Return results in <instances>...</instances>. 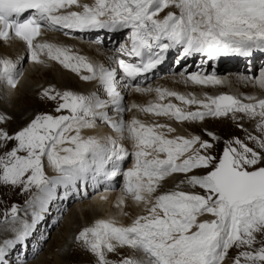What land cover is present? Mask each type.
Masks as SVG:
<instances>
[{"label": "snow or ice", "instance_id": "1", "mask_svg": "<svg viewBox=\"0 0 264 264\" xmlns=\"http://www.w3.org/2000/svg\"><path fill=\"white\" fill-rule=\"evenodd\" d=\"M73 7L81 10H71ZM169 7L178 12L168 11L162 19L158 18ZM25 13H28L26 17ZM100 29L113 32L130 29V47L122 44L117 51L135 58V62L110 57L122 70L119 81L116 67L94 65L65 45L37 42L45 30L84 32ZM64 34L69 35V32L64 31ZM13 38L26 44L35 63H44L41 53L46 52L49 59L74 72L87 69L90 75L82 79L98 78L110 99H101L96 92L81 95L68 90L50 96L51 89H45L44 96L49 99L59 96L63 101L56 111L68 109L69 115H37L14 136L0 130V140L18 142L16 147L0 156V183L22 185L24 190L35 186L37 192L26 203L29 207H39V211L32 212L29 223L20 220L16 215L17 207L12 206V231L16 235L15 239L5 240L0 245V264H7L5 256L9 249L23 242L37 221L43 218L41 213L55 197L57 186L75 187L78 181L86 182L89 178L97 182L109 181L121 172V165L129 155L135 160L133 167L123 172V191L138 204L144 203L147 215L136 216L126 226L114 219H102L93 227L84 228L76 239L83 240L96 255L97 264H222L233 246L251 249L258 242L256 234H264V166H258L264 162V156L239 137H234L225 141L222 155L217 159L201 153V150H211L213 144L198 135L168 138L165 132L157 129L175 132L176 129L169 125H149L136 118L125 121L122 116L126 111L124 97L118 88L131 87L132 81L156 69L164 61L165 54L173 49H181L177 63L197 54L216 59L230 55L250 57L254 52L264 51V0H92L91 3L81 0H0V40ZM17 75V64L0 57V79L15 88ZM180 75L185 77V83H223L214 72L210 75L191 72L187 76L181 72ZM242 79L264 88V67L257 77L243 76ZM125 80L127 83L121 85ZM135 91L150 92L153 89L137 86ZM155 91L160 100L165 96L175 97L185 104L201 105L204 110L185 111L172 103L133 104L131 107L157 116H171L178 121L240 112L250 119L259 117L256 127L264 133V98L247 96L250 102L244 103L236 96L220 94L207 96L205 101L159 87ZM109 105L115 109L118 119L103 110ZM4 119L0 115V120ZM97 119L109 124L119 134V139L131 140L134 151L129 153L111 136L102 139L81 136V129L94 128ZM73 130L74 135H66ZM207 134L215 140L220 139L212 132ZM247 139L256 141L264 150V136L249 134ZM65 143L72 147L58 148ZM196 145L198 147H194ZM22 150L27 154L18 155ZM160 153H164L165 158H160ZM43 157H47L57 175L49 177L45 174ZM181 157L184 158L181 160ZM194 169L203 172L187 176L181 183L198 186L205 194L172 191L153 199L166 177L173 173L187 174ZM123 204L122 196L117 206ZM122 214L127 215L123 211ZM204 215L215 218L198 221V217ZM7 216L5 214V223ZM18 220L20 228L14 226ZM259 243L261 246L255 250L239 252L234 264H241V258L245 264H264V240ZM125 246L142 255L119 261L107 259L106 253Z\"/></svg>", "mask_w": 264, "mask_h": 264}, {"label": "bare ground", "instance_id": "2", "mask_svg": "<svg viewBox=\"0 0 264 264\" xmlns=\"http://www.w3.org/2000/svg\"><path fill=\"white\" fill-rule=\"evenodd\" d=\"M81 2L91 3L92 0H81ZM71 10L80 11L81 9L73 7ZM168 11H173V9L165 10V11H163V14H167ZM160 19H162V18H160ZM127 30H123V31L125 32L126 38L128 36L127 46L130 47V43H131L129 40L130 29L128 31ZM95 31H98V30H95ZM68 32L71 33L70 38L67 37L63 31H47V32L44 31L43 35H41L38 42L48 41L51 43L65 45V46L69 47L73 53L87 57L88 61L93 63L94 65L103 64L105 67H115V61L113 59H110V57H115L116 53H111V49H110L111 47L106 49L107 47L105 48V46H102L103 44L101 42H96L95 37H96V35H98V33H95V34L88 33V34L83 35L84 37H79V36L74 35L73 30H69ZM120 32H121V30L118 32H115L112 35L111 34L109 35V33L102 35V39H104V38L108 39V37H109L108 41L115 40L116 38H118V35L120 34ZM75 33L79 34L78 32H75ZM164 42H167V41L165 40ZM112 45H114V43ZM170 51L171 52L175 51V49L170 50ZM257 52H260V51H257ZM119 55L123 56V53L119 52ZM202 56L203 55H201V54H197V55L193 56V58H196L195 61L193 60V58H188V59L182 60V66L181 67H178L176 69L172 68V70H170L169 72H165V74L161 75V77L159 75L157 80L153 81L152 83L148 84V82H146V83H139V84H135V85L131 84V87H129L127 89L122 88V86L119 87L118 90L121 91V94L124 97L123 104L126 108V111L122 114L123 119L125 121H131L133 118H136V119L144 122L145 124H149V125H151V124L169 125L172 128L176 129V131L171 132V133L167 132L166 129H157V131L165 132V135L168 138H174L176 136H183L185 138H191L194 135H192L190 132H188L186 130V128L184 127V125L186 124L189 126H194V130H192V129H188V130H190L192 132L200 133L204 129L203 126H205V123L201 122L202 120L178 121L171 116H157L154 113L143 112V111H140L139 108H133L131 106L133 104L147 106L149 104L150 100H151L150 103H154V100H155L159 104H167V103L175 104L177 107H179L185 111H197V110L203 111L204 110L201 105L185 104L184 102L176 99L175 97L165 96L163 100H160L158 98V94L155 91V89L157 87L162 88V89H168V90L176 91L178 93L185 94L187 96H195L198 100L202 99L205 101L207 100V96H217V95H220L222 93H229L230 95L236 96L237 98H240L241 100H243L244 103L250 102L246 99L247 96H253V97H256L258 99L264 98V88H261L259 85L255 84L251 81L246 82L242 79L243 76H250L251 73L254 71V69H256L258 67H261V68L264 67V54L257 55L253 63H250L247 60V58L237 55V62L231 64L230 68H232V69H228V71H232V70L237 71V72H235L236 74L233 73V74L237 75L236 77H234V75L231 76V74H229L228 76H225L224 75L225 73L223 74L224 70L227 69V67H225L226 64H228L231 60H224V62L221 65L217 66L215 64L214 60H211V62H209L207 56H205V57H202ZM230 56L232 57V56H236V55H230ZM0 57L9 58V59L13 60L17 64V73H18V75L16 77V79L18 80V83H17L15 88H12L11 86H9L5 80L0 79V91L3 93V97L6 99V101L4 102V104L2 105V108L0 110V113H1L0 115L4 116L6 114V116H12V117L16 118L17 120H19L18 122L23 123L24 120L27 118L29 112H30V109L28 110V108L18 107V102L20 101L19 99L21 97H23L22 98L23 100L32 102L34 99V96H36V94H37L36 92H38L37 90H39L41 92L40 89L45 90L49 86L55 87L56 88L55 90H62V92L68 90V91H72L74 93H78L81 95H90L93 92H96L99 95L100 92H102L106 98H102L100 96L101 99H105V100L110 99L107 96V93L105 92L103 87L100 85L98 78L95 80H88V81L82 79L83 76L90 75V73H88L87 69L81 68L80 72H78V73L74 72L71 69L65 68L58 61L49 59L46 55V52L41 53V59L44 61V63H35L32 61L31 57H28V52L25 48V44L21 40H18L15 38H13L10 41L0 40ZM122 58H124V57H122ZM199 64H203V66H200L197 70H194L195 65L198 67ZM187 65L189 66V68L185 69V66H187ZM171 66L173 67L174 63H172ZM171 66H169V67H171ZM44 67H46V69H44ZM213 67H215L214 73L223 80V83H221L219 85H198V84H193L191 81L185 83V77H182L180 75L181 72H184L185 76H187V74H189L191 72H202L203 74L210 75L213 73L211 71V69ZM41 70H45V71H43V74L46 73L47 75L45 74L46 81L42 82L40 84L39 81L37 80V77L39 76V73ZM47 70H49V72H47ZM256 71H258V70H256ZM119 75L120 74L118 72V75H117L118 81H119V77H120ZM258 75H259V72L257 73V75L253 74L251 77L255 78ZM123 83H127V82L123 81V82H121V85ZM42 86L44 88H41ZM137 86H139L140 88H151V89H153V91L137 92V91H135V88ZM246 87H248V88H246ZM202 92H204V94ZM259 92H261L263 94H260ZM18 93H20V95L18 97V100L15 101V99H16L15 95H17ZM126 97H127V99H126ZM4 98H2V100H4ZM11 104H12V108H10V106H9ZM103 110L107 111L108 115L111 116L113 119L119 118L117 116L115 109L111 105H109L108 108L103 109ZM234 115L236 117L235 118L236 120L238 119V117H241V116L243 118H246L245 120H247V121L244 120L243 122H244L245 126L248 127V129L251 130L253 133H258L260 136L264 135V133H261L260 130L256 127V125L259 121V117H256L254 119H250L244 113L237 112V113H228V115L225 116L224 118H230L231 120H234L233 119ZM218 118L219 117L209 118V116H208V117H205L203 120H207V121L209 120V122H211L214 119V120H218V122H220L221 119H224V118H219V119ZM199 122H201V123H199ZM203 122H206V121H203ZM0 126H1V124H0ZM213 127H216V126L213 125L211 128L213 129ZM201 133H203V132H201ZM74 134H75L74 130L69 132V133H66V135H74ZM221 135H222V133H221ZM81 136H83V137L96 136L97 138H101V139L104 137H107V136H111L114 139H118V142L121 143L128 150L129 153L134 151L133 142L131 140L119 139V134L117 132H115V130L109 124H107L106 122L99 120V119H97L96 126L94 128L81 129ZM205 136L206 135H204V137ZM215 136H217V135L215 134ZM217 137L220 138L219 135ZM205 138H203L202 140H204ZM231 139H233V137ZM216 143H217V145H220V147H221L220 149H216L219 152L223 149V146L221 145L220 139L216 140ZM60 147H72V145L70 143H65L64 145L58 146V148H60ZM194 147H196V146H194ZM60 154L63 155L64 153L61 152ZM159 155H160V158H162V159L165 158L164 153H160ZM185 155H187V154H185ZM126 158H128V157H126ZM183 158L184 157H181V160ZM134 160H135V158H134ZM177 162H180V161L178 160ZM44 163L46 164L44 169H45L46 173L49 174V177L57 175L54 167H52L48 163V160H47V162H44ZM124 163H125V160L123 161V163L121 165V172H122V168L124 167ZM133 164L129 168L133 167ZM129 168H127V169H129ZM127 169H126V171H127ZM120 173H118V175ZM178 179H177V185H179V187H181V188H198V186L192 187L191 185L187 184L186 182L181 183V181H186V179H187V176L185 173L180 175V178H178ZM112 181H115V180H112ZM105 182L106 181H103V180H101L99 182L93 181L94 184L87 182V183L91 184L90 187H87V190H82L81 188L78 187V184H76L78 191H79V197L81 199H84L87 195H89L91 193V190L93 188L97 187V185H103L101 187V189L94 190V193H93L94 196L93 197L91 196L92 197L91 199L89 198V200H87L85 198L86 201H84L82 203H79V201L78 202L76 201L77 202L76 205L78 204V206H77V208H75L71 212V215H70L71 218L74 217V219L72 218L71 220H76V222H77V224L75 225L78 227V230L76 231V233H79L78 231L86 226V225H84V223H82L80 221L81 220L80 218H82L81 215L83 214L84 210H90L91 208L95 209V211H94L95 212V218L92 219V220H95V222L97 220H102V219H104V220L114 219L118 224H123L125 226L130 224L136 218V216L147 215V212L145 211L146 206L144 203L138 204L137 202H135L132 199V197L130 195H127L124 193L123 189H124L125 183H123V187H120V185H119L116 188V183H105ZM124 182H125V179H124ZM105 185H108L111 188L106 189ZM113 187H115V188H113ZM70 188H72V187L69 186L68 188H65V190H63L61 188V185L57 186L55 197L49 202V205H47L45 210L41 213L43 218L37 221V223L31 229L30 235L27 238H29L33 234H34V236H36V235L37 236H36V238L33 237L32 239H28V242H29L28 244H30L31 240H33V241H39V243L37 245L40 246V241H42L44 239V238L38 239V235L41 236V233H42L41 226L44 224L45 229L48 230L51 228V225H50L51 220L54 221V219L49 217L50 210L51 209H58V211H60V210L64 211L66 208V205L68 204V203H66L65 198H67L68 202H70L72 199H74V197L76 198L77 194L73 191V189H72L73 193H70V191H71ZM172 188L173 187L170 183L167 186H164L163 183L160 182V186L158 187V189H159L158 192L159 193L171 192ZM176 190H178V188ZM100 191H101V193H100ZM155 193H157V191ZM29 195L30 194H28V196ZM122 196L124 197V204L120 205L118 207L117 206L118 201ZM102 197H106V199H102ZM27 205H28L27 203L22 204V205H16L17 212H19V215H20L19 216L20 220H24L25 215H27V214H28V216L30 214H31L30 216H32L33 211L30 207L27 210L23 209L24 207L26 208ZM34 207H36V205ZM47 207L50 208L49 211H47ZM22 209H23V211H21ZM35 211H39L38 206H37V209ZM122 211L129 214V217H128L129 219H127L125 217L127 215L122 214ZM98 212H99V216L97 218ZM9 217H11V210L9 211L7 218H9ZM124 219H126V220L124 221ZM42 220H44L43 221L44 223H40V221L42 222ZM31 222H32V218L30 219L29 223H31ZM95 222H94L93 226L95 225ZM53 224H55V223H53ZM14 226L17 228L21 227L19 220L16 221ZM2 227H5L6 230H5V232H3L0 235V245H2L5 240L15 239V235H16L15 232L12 231L13 225L11 223V219L6 224L4 223V225ZM5 233H7L6 236H5ZM69 241L70 242L67 241L68 247H67L66 252H65V248L63 249V251L67 254H64L61 257V259H60L61 263L66 262V263L72 264L73 262H77L78 264H82L81 262H84V261L86 262V264H95L96 263L97 257L93 252L92 253H86V254L79 252L78 249L83 251V249H82L83 246L81 247L80 245H78L76 243L77 240H75V238H73L72 240H69ZM73 243H75V246L77 247V249L72 245ZM28 244H27V246H28ZM38 246H37V249L39 248ZM73 248H74V250H77L78 252L72 251ZM12 250H13L12 248L9 249V251L6 254L7 257L10 256ZM27 251H29L28 247H27ZM33 252L34 251H32V254H33ZM71 252H73L74 255H71L70 254ZM30 253L31 252H27V255H26L27 259L30 258V256L32 255V254L29 255ZM137 254L138 253L135 250L125 246V247H118L116 249V251H114V253H112L109 256L111 258L110 261H117L118 260L116 257L117 255H119L121 258L120 260H122L125 257L137 256ZM109 256H107V259H109ZM21 258L22 257H19L17 259V262H19L20 260L23 262L24 259H21ZM41 259H42V257H41ZM41 259L39 260V262H37V264H39V263L43 264L44 263V260L43 259L41 260Z\"/></svg>", "mask_w": 264, "mask_h": 264}, {"label": "rangeland", "instance_id": "3", "mask_svg": "<svg viewBox=\"0 0 264 264\" xmlns=\"http://www.w3.org/2000/svg\"><path fill=\"white\" fill-rule=\"evenodd\" d=\"M171 9H173L174 12H178V10L173 8V7H169L167 10H171ZM162 15L164 16L166 14H163V12H161L159 14L158 18H163ZM67 37L70 38V36H68V35H67ZM120 37H121V35L119 34L118 38L120 39ZM111 53H114V51L111 50ZM200 66H203V64H199L198 67L195 65L194 70H197ZM214 68L215 67H213V69ZM44 69H46V67H44ZM228 69H232V68H228ZM228 69L224 70V72H223V74L225 73L224 74L225 76H228L229 74H231V76L234 75V77L237 76V75H235L236 74L235 72H237V71H233V70L232 71H228ZM260 69H261V67H258L256 69H254V71L251 73L250 77L253 74L257 75V73L260 71ZM256 70H258V71H256ZM43 71H45V70H41L40 73H39V76L37 77V80L39 81L40 84L42 82L46 81V76H45L46 73L43 74ZM47 72H49V70H47ZM233 73H235V74H233ZM158 77L159 76H157V77L153 78L152 80H150L148 82V84L152 83L155 80H157ZM160 77H161V75H160ZM41 88H44V87L42 86ZM246 88H248V87H246ZM47 89H51V91L49 93L50 96L56 95L57 92L62 93V90H55L56 88L53 87V86H51V87L49 86ZM40 90H41V92L39 90H37L38 92H36L37 94H36V96H34V99H33L32 102L23 100L22 99L23 97H21L19 99L20 101L18 102V107L28 108V110L30 109V112H29L27 118L24 120V122L23 123L22 122H18L19 120H17L16 118H14L12 116H6V114H5L4 115L5 119L4 120H0V124H1L0 130L6 131L9 135L14 136L16 132L22 130L24 127H27V125L29 123H31V121L33 119H35V117L37 115L48 114V115H52V116L55 117V116H61V114L62 115L70 114V110H67V109H61L60 111H56L55 110L60 103H63V101L60 99L59 96H57V98H56L57 100L56 99H49L48 97L43 95L44 90H42V89H40ZM202 93L204 94V92H202ZM259 93L263 94L261 92H259ZM222 94L230 95L229 93H222ZM19 95H20V93L15 95V98H16L15 101L18 100ZM99 96H101L102 98H106L105 95H103L102 92H100ZM2 98H4L3 97V93L0 91V110H1L2 105L4 104V102L6 101L5 98H4V100H2ZM126 99H127V97H126ZM150 101H149V103H150ZM56 103L57 104L59 103V104L57 105ZM154 103H157V101L154 100ZM9 106H10V108H12V104L9 105ZM224 117L225 116H220L219 118H224ZM209 118H213V117L209 116ZM245 119L246 118H243L241 116V117H238L237 120L236 119L231 120L230 118H224V119H221L220 122H218V120H214V119L211 122H209V120L208 121L207 120H202L201 122L205 123V126H203L204 129L201 131L203 133H201V132L200 133H198V132L196 133V132H192V131L188 130V129L194 130V126H189V125L185 124L184 127L192 135H198V136L201 137V139L206 137L207 139L205 138L204 140H208L210 143L213 144V148L211 150H208L207 152H205V150H201L202 154H207L208 153L210 155H213V156L217 157V159L219 158L220 155H222L223 149L218 152V150H216V149H220L221 148L220 145H217L216 140L212 139L213 137H211V136H209L207 134L208 132H212V133L216 134L217 136L218 135L220 136V141H221V145L223 146V148L225 146V141L230 140L232 137L233 138L234 137H239L242 141H244L245 144H247V145L249 144L248 145L249 147H253L254 149H256V151H258L260 153L262 152L261 155L264 156V150H261L257 146L256 141L247 139V136L249 134H251L253 136H258V137L260 135L258 133H253L251 130L248 129V127L245 126V124L243 122ZM203 121H206L207 123L203 122ZM245 121H247V120H245ZM201 122H199V123H201ZM213 125H215L216 127H213V129H212L211 127ZM221 133H222V135H221ZM204 135H206V136L204 137ZM261 136H264V135H261ZM17 144H18V142L16 140H14V139L13 140H8V141L0 140V156H3L6 152L10 151L13 147H16ZM197 146L198 145H196V147ZM233 146H235V145H233ZM17 154L23 156V155H26L27 153L22 150V151H19ZM129 159H131V162L130 161L128 162L129 164H127L126 169L129 168L130 166H132V164L134 163V157L133 156H130ZM42 161H43V166L45 168L46 164L44 162H47V157H43ZM258 166H264V162H262ZM126 169L124 171H126ZM44 172H45V174L47 176H49V174L46 173L45 169H44ZM202 172H203V170L194 169L190 173H187L186 176H190V175H194V174L195 175H199V174H202ZM182 174H184V173H173L171 176H169L171 179L169 177H166L165 180L161 181V183H163L164 186H167L170 183L172 185V187H173L171 192L172 191H185V192L198 193V194H201V195L205 194L204 190L200 189L199 187L198 188H181V187H177V179L180 178V175H182ZM27 175L28 174H26V176ZM61 188L63 190H65V188L62 185H61ZM177 188H178V190H176ZM70 190H71L70 193H73L72 188H70ZM158 191H159V189L157 188V193L153 194V199L155 198V196H158V195L163 194V193H167V192L159 193ZM36 192H37V189L35 188V186H32L29 190H24L22 185H11V184L5 185L3 183H0V235L3 232H5V230H6L5 227H2L4 225V223H5L4 222L5 221V214H9V211L11 210L13 205L16 206V205L26 204L27 201L33 199V194L36 193ZM93 193H94V191H91V193L89 195H87L85 198L87 200H89V198L91 199L94 196ZM100 193H101V191H100ZM28 194H30V195L28 196ZM85 198L81 199L79 197V195H77L76 198L74 197V199H72L70 202H68L67 198H65L66 203H68L69 205L68 204L66 205V208H65L64 211H61V210L58 211V209H51L50 210V208L47 207V211L50 210V212H51V213L49 212V217L54 219V221L51 220V222H50L51 228L48 229V230L45 229L44 224L41 226L42 233H41V236L38 235V239L39 238H41V239L44 238V239L42 241H40V246L37 245L39 243V241L31 240V243L28 244L29 243L28 239H32L33 237L36 238L37 235L34 236V234L32 236H30L29 238H26L23 242L16 243L14 246L11 247L13 250L11 251L10 256L9 257L5 256V260L7 261V264H37V262H39L41 257L44 260L43 264H69V263H66V262L65 263H61L60 262L61 257L64 254H67V253H65L66 250H67V247H68L67 246V241L70 242L69 240H72L73 238H75V240H77L76 237L79 235V233L84 228L92 227L94 222H95V220H92V219L95 218V212H94L95 209L91 208L90 210H84L83 214L81 215L82 218H80L81 219L80 221L82 223H84V225H86V226L83 227L81 230H79L78 231L79 233H76V231L78 230V227L75 226L77 224V222H76V220H71L72 218L74 219V217L71 218L70 215H71V212L75 208H77L78 204L76 205V203L78 201H79V203H82V202L86 201ZM48 205H49V203H48ZM34 206L30 207L32 209V211H35L37 209V205H36V207H34ZM23 209L27 210V209H29V206L27 205L26 208L24 207ZM23 209L21 211H23ZM145 211L147 212V210H145ZM16 215L19 217L20 216L19 212H17ZM30 215L29 216H28V214L25 215L26 219L24 218V220L29 222L30 219L32 218V216H30ZM98 216H99V212H98L97 218H98ZM125 217L127 219H129L128 218L129 214H127V216H125ZM214 218L215 217H212V216H209V215H204V216L198 217V221L202 220V219H214ZM10 219H11V217L7 218L8 221ZM44 220H42V222L40 221V223H44L43 222ZM125 220L126 219H124V221ZM53 223H55V224H53ZM6 235H7V233H5V236ZM256 236H257V241L258 242L256 244H254L251 249H249L247 247L236 248L235 246L230 248L229 251H228V254L225 257V260L222 262V264H234V259H235L236 255L239 252H241V251H251V250H255V249L259 248L261 246L259 242L264 240V234L258 233V234H256ZM76 243L78 245H80L81 247L83 246L82 247L83 251L78 249L79 252H82V253H85V254L86 253H92V251L84 244L83 240H77ZM27 244H28V246H27ZM72 245L77 249V247L75 246V243H73ZM37 246L39 247L38 249H37ZM27 247L29 248V251H27ZM64 248H65V252L63 251ZM32 251H34L33 254H32ZM72 251L78 252L77 250H74V248L72 249ZM27 252H31L29 255L32 254L30 256V258H28V259L26 258ZM112 253H114V252L106 253V256H109ZM70 254L74 255L73 252H71ZM140 255H142V254H140V253L137 254V256H140ZM19 257H22L21 259H24L23 262L21 260L19 262H17V259ZM116 257L118 259L117 261H119L121 259L119 255H117ZM108 260H111L110 256H109ZM81 263L82 264H86L85 261L81 262ZM39 264H41V263H39ZM72 264H78V263L77 262H73ZM95 264H97V261H96ZM241 264H245L244 258H241Z\"/></svg>", "mask_w": 264, "mask_h": 264}]
</instances>
